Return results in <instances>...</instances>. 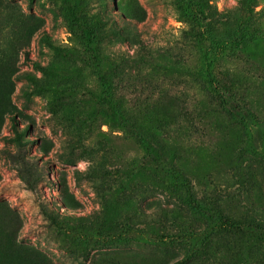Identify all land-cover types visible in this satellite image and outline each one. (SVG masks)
Returning <instances> with one entry per match:
<instances>
[{
	"label": "rangeland",
	"instance_id": "rangeland-1",
	"mask_svg": "<svg viewBox=\"0 0 264 264\" xmlns=\"http://www.w3.org/2000/svg\"><path fill=\"white\" fill-rule=\"evenodd\" d=\"M69 3L97 68L62 52H82L64 0H0V264H264L213 221L264 225V0Z\"/></svg>",
	"mask_w": 264,
	"mask_h": 264
},
{
	"label": "trees",
	"instance_id": "trees-1",
	"mask_svg": "<svg viewBox=\"0 0 264 264\" xmlns=\"http://www.w3.org/2000/svg\"><path fill=\"white\" fill-rule=\"evenodd\" d=\"M64 4L67 10L68 19L70 21V28L73 31V33L77 36L78 40L81 42L82 52L77 48H73L70 51H62V52H64V55L69 59L81 61V62L89 61L90 65H92L94 68H97L98 57L95 50V36H94L95 26L92 23H87L83 21L80 18V16L77 14L76 8L69 3V0H64ZM42 71L47 75L53 74V71L49 69H43ZM108 74L109 72H101V73L99 72L96 74L98 81L100 82L101 85H103L104 88L103 93L105 95V100L108 97V90H109ZM221 85L223 90L227 94H232L231 88L225 82H221ZM231 108L234 114L236 115V117L240 119V121H244L246 119V116H244L242 112V108H240L238 105H231ZM106 115L111 128L116 130H125L129 133L132 131L131 122L122 113V110H120L117 106L110 105L109 108L106 110ZM15 141L18 144L22 143L20 141L19 134L15 136ZM144 148L146 150H151V147L147 142H144ZM172 174L175 177L176 182L178 183L177 187L182 188L184 191V195H183L184 202L192 209L205 214L206 212L200 207L199 203L195 199L187 179L183 178L179 180L174 173ZM49 219L56 224V220L54 217L49 216ZM213 221H214L215 229L217 231L248 235L257 238L258 240L264 241V225L251 223L248 221L247 222L240 221L220 214L213 216ZM165 238H168L169 241L168 243L172 244L176 242L177 237L175 235H171V236H166ZM184 262L185 261L183 259L173 264H182ZM4 264H10V263L8 262ZM24 264H31V263L29 261H24Z\"/></svg>",
	"mask_w": 264,
	"mask_h": 264
}]
</instances>
